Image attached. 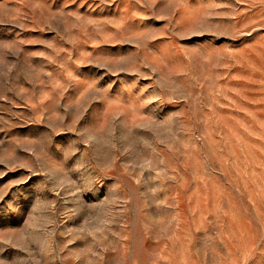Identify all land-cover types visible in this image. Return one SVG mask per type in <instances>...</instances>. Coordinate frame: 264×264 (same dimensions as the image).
Wrapping results in <instances>:
<instances>
[{
  "label": "rangeland",
  "instance_id": "1",
  "mask_svg": "<svg viewBox=\"0 0 264 264\" xmlns=\"http://www.w3.org/2000/svg\"><path fill=\"white\" fill-rule=\"evenodd\" d=\"M0 264H264V0H0Z\"/></svg>",
  "mask_w": 264,
  "mask_h": 264
}]
</instances>
